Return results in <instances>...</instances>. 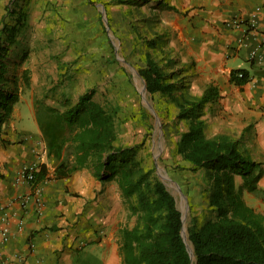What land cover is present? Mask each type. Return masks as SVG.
<instances>
[{
	"label": "rangeland",
	"instance_id": "rangeland-1",
	"mask_svg": "<svg viewBox=\"0 0 264 264\" xmlns=\"http://www.w3.org/2000/svg\"><path fill=\"white\" fill-rule=\"evenodd\" d=\"M165 3L0 0V85L18 100L2 132L13 125L18 133H47L56 142L67 138L68 130L57 126L51 110L64 113L93 89L92 103L113 118L115 145L140 147L135 159L142 172L150 171V179L162 182L174 197L188 234L193 223L200 226L214 217L210 204L215 173L212 169L192 171L177 153L180 135L190 124L178 115L201 98L208 68L204 61L188 56L180 33L184 23L166 10ZM151 41L155 43L149 47ZM148 55L160 65L166 83L176 85L170 92H147L138 70ZM230 63L233 69H250L240 58ZM222 110L220 103L211 102L197 112L206 124L207 137L239 140V116ZM235 179L240 183L238 176ZM112 187L122 208L120 224L114 225L112 233V242L119 246L120 230L139 228L140 223L129 215L115 181L104 190ZM249 196L244 194L245 201L251 202ZM115 261L121 264L118 249Z\"/></svg>",
	"mask_w": 264,
	"mask_h": 264
},
{
	"label": "crops",
	"instance_id": "crops-1",
	"mask_svg": "<svg viewBox=\"0 0 264 264\" xmlns=\"http://www.w3.org/2000/svg\"><path fill=\"white\" fill-rule=\"evenodd\" d=\"M165 5L184 23L180 33L188 56L208 68L203 91L210 84L218 88L222 113L239 116L241 148L263 163L264 171V0H167ZM239 58L250 66L243 86L231 81V72L239 69L230 62ZM0 137V229L5 226L9 236L6 242L0 237V264H116L112 233L122 208L114 187L102 189L87 168L54 179L56 167L73 159L68 144H61L63 136L56 142L47 133H18L12 125ZM40 165L50 179L35 187L17 181L24 167ZM246 194L252 195L246 204L264 219V174L257 190Z\"/></svg>",
	"mask_w": 264,
	"mask_h": 264
},
{
	"label": "trees",
	"instance_id": "trees-1",
	"mask_svg": "<svg viewBox=\"0 0 264 264\" xmlns=\"http://www.w3.org/2000/svg\"><path fill=\"white\" fill-rule=\"evenodd\" d=\"M154 43L151 41L149 47ZM26 72L23 74L27 84ZM138 72L151 95L168 93L176 86L166 83L167 76L150 55ZM238 73L243 76L239 78ZM231 81L243 86L249 75L246 70H233ZM93 95V89L87 90L64 113L51 110L57 126L68 130V137L61 144L70 143L73 155L71 162L56 167L52 177L68 178L87 168L102 189L112 180L117 183L129 215L136 216L140 223L139 228L120 230L121 264H191L181 236V212L174 197L162 182L150 179V171L142 172L135 159L140 147L115 145L117 130L113 118L100 105L92 103ZM218 98V88L210 84L198 102L178 115V119L189 120L190 124L180 135L177 153L190 163L192 171L212 169L215 173L210 204L214 217L188 228L195 254L193 264H264V219L244 199V194L257 190L264 174L263 163L253 162L241 150L239 140L207 137L206 124L197 112ZM17 101L16 94L0 85V136ZM222 171L224 174L218 179ZM47 175L44 165L37 166L29 184L35 187L50 179ZM236 176L240 178L238 184Z\"/></svg>",
	"mask_w": 264,
	"mask_h": 264
},
{
	"label": "built area",
	"instance_id": "built-area-1",
	"mask_svg": "<svg viewBox=\"0 0 264 264\" xmlns=\"http://www.w3.org/2000/svg\"><path fill=\"white\" fill-rule=\"evenodd\" d=\"M233 23L236 24V25H241L243 24V21L241 19H234L233 20ZM249 29V28H248ZM256 51H253L251 53V59H254L256 57ZM237 76L239 78H241L243 76V74L241 73H238ZM36 171V167L34 166H27V167H24L18 174V177H17V181H21L22 183H30V181L32 180V173ZM3 222H5V219L3 218L2 219ZM0 237L2 239L3 242H6L9 238L8 236V230L7 228L4 226L3 228L0 229Z\"/></svg>",
	"mask_w": 264,
	"mask_h": 264
},
{
	"label": "water",
	"instance_id": "water-1",
	"mask_svg": "<svg viewBox=\"0 0 264 264\" xmlns=\"http://www.w3.org/2000/svg\"><path fill=\"white\" fill-rule=\"evenodd\" d=\"M181 220H182V230H181V236H182V239H183V242L185 244V247H186V250L188 252V255H189V258H190V261H191V264H193L195 262V254H194V248H193V245L192 243L188 240V234H187V231L184 227V216L183 214L181 213ZM191 245V247H189V245Z\"/></svg>",
	"mask_w": 264,
	"mask_h": 264
},
{
	"label": "bare ground",
	"instance_id": "bare-ground-1",
	"mask_svg": "<svg viewBox=\"0 0 264 264\" xmlns=\"http://www.w3.org/2000/svg\"><path fill=\"white\" fill-rule=\"evenodd\" d=\"M191 247V245H189Z\"/></svg>",
	"mask_w": 264,
	"mask_h": 264
}]
</instances>
